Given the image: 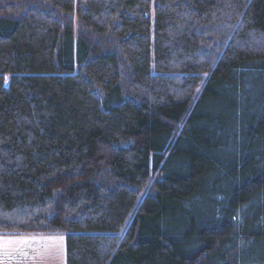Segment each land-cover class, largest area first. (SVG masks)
<instances>
[{
	"label": "trees",
	"instance_id": "1",
	"mask_svg": "<svg viewBox=\"0 0 264 264\" xmlns=\"http://www.w3.org/2000/svg\"><path fill=\"white\" fill-rule=\"evenodd\" d=\"M66 264H264V0H0V237Z\"/></svg>",
	"mask_w": 264,
	"mask_h": 264
},
{
	"label": "crops",
	"instance_id": "2",
	"mask_svg": "<svg viewBox=\"0 0 264 264\" xmlns=\"http://www.w3.org/2000/svg\"><path fill=\"white\" fill-rule=\"evenodd\" d=\"M31 238L41 240L43 245L49 240L55 239V237L48 236L0 237V264H43L49 252L55 255V260L49 261V264H66L64 237H56V239L60 238L59 248L53 245L37 246L36 251L25 249ZM30 251L36 254L33 255ZM43 254H46V256L43 257Z\"/></svg>",
	"mask_w": 264,
	"mask_h": 264
},
{
	"label": "rangeland",
	"instance_id": "3",
	"mask_svg": "<svg viewBox=\"0 0 264 264\" xmlns=\"http://www.w3.org/2000/svg\"><path fill=\"white\" fill-rule=\"evenodd\" d=\"M56 237L57 236H55V239L49 240V242H46L44 245H43V243H41V240H36L35 238H31L28 241L25 249H27V250L29 249L31 251H36L37 246L41 247V246H45V245H53V246L59 248L60 247V241H59L60 238L56 239ZM31 251H30L31 254H33V255L36 254L35 252H31ZM42 256L45 257L46 254H43ZM51 260H55V255H53V254H51L49 252L47 254V257L44 259V263L43 264H49V261H51Z\"/></svg>",
	"mask_w": 264,
	"mask_h": 264
}]
</instances>
